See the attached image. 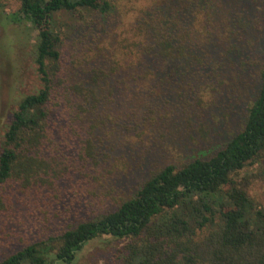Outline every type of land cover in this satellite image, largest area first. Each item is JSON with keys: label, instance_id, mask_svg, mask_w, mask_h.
Here are the masks:
<instances>
[{"label": "trees", "instance_id": "trees-1", "mask_svg": "<svg viewBox=\"0 0 264 264\" xmlns=\"http://www.w3.org/2000/svg\"><path fill=\"white\" fill-rule=\"evenodd\" d=\"M171 4L159 0H0L1 21L25 29L41 81L38 90L19 101L2 136L0 216L13 214L21 198L27 197L24 202L30 206L32 201L38 203L43 191L52 192L46 194L50 200L68 189H82L89 182L85 179L95 184L102 181L104 168L94 131L99 124L114 121L87 122L83 115H93L107 98L114 101L116 96L120 101L119 76L128 74L133 81L151 83L161 79L168 84L162 89L166 95L178 88L186 94V87L196 91L199 83L206 82L201 68L207 65L208 54L220 51L218 81L228 86L220 77L228 70L226 63L241 56L240 30H232L213 12H205L204 20L190 12L192 6H204L216 16L213 0L191 1L181 11ZM120 10L137 21L133 36L122 33V58L117 53L107 58L99 54L94 68L86 73L90 79L76 75L83 82L71 83L76 78L68 76L61 60L57 15H65L76 27L88 16L105 19ZM97 22L92 20L90 29ZM259 77L243 127L222 149L207 158L150 172L132 196L105 192L91 204L87 219L49 232L53 228L46 218L47 229L34 240L29 235L19 248L0 252V264H75L85 248L99 240L119 246L115 264H264V205L250 193L256 179L264 187V69ZM111 82L115 84L107 95ZM233 89L240 90L238 85ZM219 93L223 95L222 90ZM195 99L199 107L204 104L198 92ZM208 105L201 108L213 109L217 100ZM133 125L128 127H142L138 122ZM76 144L74 161L66 151ZM142 165L137 172L144 170Z\"/></svg>", "mask_w": 264, "mask_h": 264}, {"label": "rangeland", "instance_id": "rangeland-1", "mask_svg": "<svg viewBox=\"0 0 264 264\" xmlns=\"http://www.w3.org/2000/svg\"><path fill=\"white\" fill-rule=\"evenodd\" d=\"M191 1L194 0H159L163 4L172 3L179 11ZM213 3L215 12H218L216 16L211 8L204 6H192L190 12L194 11L200 20H204L205 12H213L218 20L242 33L241 56L232 57V61L226 63L228 70H223L224 75L220 77L228 86L218 81L221 75L217 69L223 54L220 51L213 56L208 54L207 65L201 68L206 82L199 83L196 91L186 87V94L178 88L177 93L171 89L166 95L162 89H167L168 84L162 83L161 79L151 83L133 81L128 74L119 76V89L123 91L120 101L116 96L114 101H111L113 97L107 98L93 115H83L87 122L96 123L105 118L114 121L113 124L110 121L106 125L99 124L94 131L98 159L104 168L102 181L95 184L84 178L89 182L82 184V189H68L56 198L49 197L50 200L46 194L52 192L43 191L38 203L32 201L30 206L24 202L27 197L19 199L13 214L0 216V252L19 248L22 245L20 242H25L29 235L30 240L39 237L47 229L46 218L53 228L49 232L56 226L62 228L68 223L87 219L93 210L91 204L105 192L112 190L115 195L132 196L150 172L168 164L181 166L197 158H207L222 149L233 134L240 132L258 90L259 72L264 69V2L213 0ZM57 18L56 31L61 34L58 45L61 60L68 67V76L76 78L69 81L78 84L83 79H90L86 73L94 68V60L99 54L107 58L117 53L118 58H122L123 49L119 45L122 33L133 36L137 25L135 16L123 10L105 19L88 16L87 21L76 27H72V22L65 15H57ZM92 20L98 21L94 30L90 29ZM31 52L32 44L27 40L25 29L18 25H6L0 19V151L3 133L19 101L41 87ZM76 75L84 78L81 80ZM209 75L216 76L209 78ZM112 84L115 83L106 84L107 95L114 86ZM236 85L240 90L233 89ZM220 90L223 95H220ZM197 92L204 103L198 101L200 107L195 99ZM215 100L217 107L202 109L208 108V104H213ZM135 122L142 127H128ZM76 146L72 145L66 151L74 161L77 159ZM140 164L144 165V170L137 172ZM253 170L255 172L256 168ZM84 179L81 182L84 183ZM250 193L257 203L264 205V187L260 179L253 181ZM48 207L49 214L46 212ZM67 216L68 221L65 220ZM104 241L87 246L75 264H115L119 246Z\"/></svg>", "mask_w": 264, "mask_h": 264}]
</instances>
